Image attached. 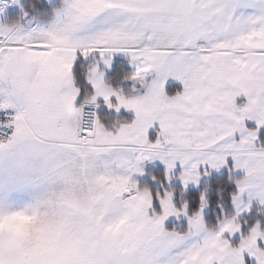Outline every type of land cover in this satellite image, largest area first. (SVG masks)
Returning <instances> with one entry per match:
<instances>
[{
  "label": "snow or ice",
  "instance_id": "obj_1",
  "mask_svg": "<svg viewBox=\"0 0 264 264\" xmlns=\"http://www.w3.org/2000/svg\"><path fill=\"white\" fill-rule=\"evenodd\" d=\"M0 264H264V0H0Z\"/></svg>",
  "mask_w": 264,
  "mask_h": 264
}]
</instances>
